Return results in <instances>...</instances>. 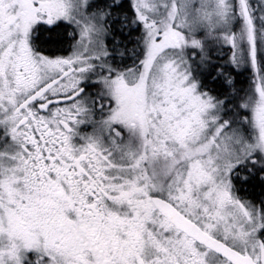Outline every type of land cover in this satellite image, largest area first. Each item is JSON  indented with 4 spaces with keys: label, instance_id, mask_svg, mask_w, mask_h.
<instances>
[{
    "label": "snow or ice",
    "instance_id": "obj_1",
    "mask_svg": "<svg viewBox=\"0 0 264 264\" xmlns=\"http://www.w3.org/2000/svg\"><path fill=\"white\" fill-rule=\"evenodd\" d=\"M0 264H264V0H0Z\"/></svg>",
    "mask_w": 264,
    "mask_h": 264
}]
</instances>
